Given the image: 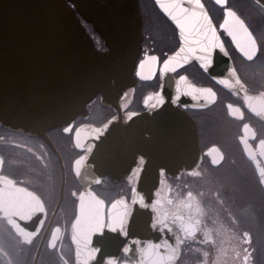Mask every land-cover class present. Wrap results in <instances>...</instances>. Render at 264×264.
I'll use <instances>...</instances> for the list:
<instances>
[{"label":"flooded vegetation","instance_id":"1","mask_svg":"<svg viewBox=\"0 0 264 264\" xmlns=\"http://www.w3.org/2000/svg\"><path fill=\"white\" fill-rule=\"evenodd\" d=\"M202 1L242 82L230 90L192 59L174 72V82L167 84L162 66L181 46L179 29L155 4L158 13L149 22L140 0L143 41L135 72L137 82L118 93L117 103H105L98 93L88 103L86 115H77L65 128L47 131L65 168L59 210L64 172L51 146L43 138L0 124V264H78L73 224L84 187L74 172V163L78 159L87 162L95 143L88 139L77 146L75 134L79 129L103 127L110 122L119 129L117 134H123L122 130L131 125V114L160 111L156 95L165 86H173V92L164 98L163 105L169 103L187 112L196 122L202 159L198 166H192L182 157L178 162L175 158L174 163L165 158V164L171 166L159 165L158 181L151 195L144 198L141 207L145 213L140 216L136 213L137 193L150 161L148 152L159 142L168 152L181 150V132L176 136L175 131L172 139V132H168L161 142L153 138L150 127L142 126L138 147L133 137L127 139L126 155L117 157L115 164L121 170L87 183L105 203V226L99 237V246L105 249L97 252V260L100 264L109 260L116 264H264V104L255 103V98H264V2L226 0L222 6L217 0ZM226 9L234 11L248 27L258 49L256 54L245 44L243 55L221 29ZM82 23L95 45L104 50L92 25L84 20ZM251 55L254 59L248 61L245 56ZM150 56L158 57V67L152 78L141 79L137 74L139 64ZM182 77H187L186 85L213 90L208 94L215 95L214 102L191 96L186 101L190 106H186L183 95L177 101L176 85ZM135 152L132 161L129 154ZM38 197L44 203L46 217L41 231L26 239L23 234H30L35 225L38 206L34 199ZM13 211L16 227L8 220ZM86 246L84 243L82 260H94Z\"/></svg>","mask_w":264,"mask_h":264},{"label":"water","instance_id":"2","mask_svg":"<svg viewBox=\"0 0 264 264\" xmlns=\"http://www.w3.org/2000/svg\"><path fill=\"white\" fill-rule=\"evenodd\" d=\"M217 1L222 6L227 4L226 0L223 4L222 0ZM154 2L175 25L156 0ZM201 3L212 20L202 0ZM228 10L230 9H226ZM82 20L90 23L99 34L104 50L95 45ZM220 39L223 42L221 37ZM142 41L143 16L140 0H0V124L16 132L43 138L55 152L64 172L57 210L64 197L65 168L62 156L47 131L56 127L65 128L77 115H86L88 103L98 93H102L105 103H117L118 93L137 82L135 72ZM182 43L181 40V46ZM246 44L248 50L255 53L257 47L251 37L247 38ZM224 48L225 53L218 49L214 51L213 64L204 71L216 82L219 81L218 83L232 90L231 86L240 84L230 86L228 80L233 79L230 75L232 69H235L236 76L242 81L225 45ZM242 51L246 53L245 47ZM139 71L140 69L138 73ZM163 75L167 84L174 82L173 72ZM138 76L141 78L139 74ZM172 92L173 86H165L156 98L159 99L161 94L168 98ZM210 96L214 100L215 95ZM183 99L184 105L190 106L186 101L191 96L183 95ZM135 114L130 127L122 130L123 134H117L119 129L111 122L103 127L79 129L75 134L77 146H80L82 140L89 139L95 143L94 152L87 162L78 159L74 163V172L84 187L78 204V215L73 224V242L77 249L78 264H100L96 254L105 249L99 246V237L105 226V203L87 183L89 180H92L91 183L99 180L104 173L113 176L121 170L115 164L117 157L125 154L127 139L133 137L138 147L144 126L150 127L148 130L153 133V138L161 142L168 132H172L171 139L175 131L176 136L181 132V150L168 152L159 142L154 150L148 152L150 161L140 179L138 200L141 196L145 198L151 195L152 188L158 181L159 165L171 166L165 164V158H171V163H174L175 158L178 162L182 157L183 162L192 163V166H198L202 159L199 130L187 112L167 103L161 105L160 111L153 115ZM249 155L253 158L254 154L251 152ZM129 156L135 161L136 152ZM170 171L174 170L171 168ZM34 202L38 206V213L34 217L35 225L31 228V233L23 234L26 239L41 231L46 217L43 201L38 197ZM141 205L143 204L138 203L136 213L143 216L145 212ZM8 220L16 227L14 211ZM84 243H87L85 249L88 256L94 260H82Z\"/></svg>","mask_w":264,"mask_h":264},{"label":"snow or ice","instance_id":"3","mask_svg":"<svg viewBox=\"0 0 264 264\" xmlns=\"http://www.w3.org/2000/svg\"><path fill=\"white\" fill-rule=\"evenodd\" d=\"M159 7L163 12L175 23L179 29V36L182 40V46L173 55L166 59L162 66V72H176L179 68L188 64L189 61L195 59L201 63L202 68L207 71L213 64V53L215 50H219L221 53H225L224 44L220 39V36L206 12L201 0H156ZM224 0H222V4ZM185 4L189 6H185ZM227 35H229L235 46L241 53L244 45L247 43V38L253 36L245 24L237 17L235 12L228 10L225 13V19L220 25ZM258 49L256 50V53ZM255 53V54H256ZM255 55L245 56L248 61H252ZM158 67V57L150 56L144 62L139 65V75L143 79H149L154 75ZM145 69H147L148 76L144 75ZM235 69H232L230 75L232 80H228L230 86L241 83L236 76ZM187 77L179 78L176 85V97L178 101L181 95L193 96V98L201 97L205 100L214 102L208 93L212 92L211 89L196 88L192 85H186ZM219 82V81H218ZM151 99V97L149 98ZM159 102L164 104V96L160 95ZM255 103L264 104V98H255ZM136 114H131L128 118L131 119ZM140 163L143 164L144 160L141 158ZM165 170H161L164 173ZM138 203L144 204V197L141 196ZM159 201H155V204H159ZM155 204L152 205L155 207ZM146 206V205H145ZM151 247V246H150ZM150 250V249H149ZM108 264H116V261L109 260Z\"/></svg>","mask_w":264,"mask_h":264},{"label":"rangeland","instance_id":"4","mask_svg":"<svg viewBox=\"0 0 264 264\" xmlns=\"http://www.w3.org/2000/svg\"><path fill=\"white\" fill-rule=\"evenodd\" d=\"M146 12L148 13V21H152V17L154 18L156 12L158 13L157 9L155 8L153 0H143ZM158 18V16H157Z\"/></svg>","mask_w":264,"mask_h":264}]
</instances>
